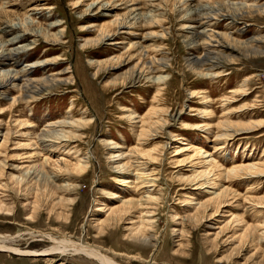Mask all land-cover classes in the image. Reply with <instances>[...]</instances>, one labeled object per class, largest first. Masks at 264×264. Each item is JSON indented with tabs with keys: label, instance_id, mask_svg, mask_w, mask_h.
I'll list each match as a JSON object with an SVG mask.
<instances>
[{
	"label": "rangeland",
	"instance_id": "374dc122",
	"mask_svg": "<svg viewBox=\"0 0 264 264\" xmlns=\"http://www.w3.org/2000/svg\"><path fill=\"white\" fill-rule=\"evenodd\" d=\"M254 3L0 0V43L20 49L0 72L56 83L0 89V236L21 250L0 264H101L57 241L119 264H264V14L228 8Z\"/></svg>",
	"mask_w": 264,
	"mask_h": 264
},
{
	"label": "bare ground",
	"instance_id": "6f19581e",
	"mask_svg": "<svg viewBox=\"0 0 264 264\" xmlns=\"http://www.w3.org/2000/svg\"><path fill=\"white\" fill-rule=\"evenodd\" d=\"M247 1V0H246ZM191 8H193V7H191ZM228 8H229V11H230V9H235L236 11H234V12H237V14H245L247 11H245V10H248V12L249 11H251L252 13L253 12H256V13H258V14H264V5H262V6H255V3L254 4H252V5H246V4H243V5H235V4H228ZM138 11H132V14H134L133 15V17L131 18V20H134L135 22L137 21V20H139V16H138V14H136ZM189 12L191 13V15L192 16H196V17H201V16H203L204 14H201V11H200V9H198V8H195L194 10H192V11H190L189 10ZM189 13V14H190ZM213 14V13H212ZM211 14V15H212ZM235 14V13H234ZM236 15V14H235ZM208 16V15H207ZM146 17H148V16H146ZM141 18H143V17H141ZM153 19V18H152ZM194 20H195V18H193ZM146 20V19H145ZM196 21H198V20H196ZM54 25V24H53ZM128 27H131L133 24L132 23H129V22H127V23H125L124 25H121L120 23L117 25V29L119 30V31H121V30H123V29H126V27L127 26ZM190 25V24H189ZM24 27V26H23ZM53 27V26H52ZM87 28H93V26H88ZM110 28V27H109ZM15 29H19L18 27L17 28H15ZM109 29H108V27H106V26H101V28H100V30H99V34L97 35V40H96V42L97 43H102L103 41H105V40H110V39H113V37H115L114 36V34H111L110 33V31H108ZM117 30V31H118ZM128 30V29H127ZM189 30V29H188ZM116 31V32H117ZM193 31V30H192ZM200 33V32H199ZM194 34H196V35H198V33H196V32H194ZM201 34H204V33H201ZM200 34V35H201ZM33 35V34H32ZM199 35V36H200ZM19 37V36H18ZM17 37V38H18ZM260 38V37H259ZM14 40L16 39V37L15 38H13ZM263 39V38H262ZM264 40V39H263ZM11 41V40H10ZM111 41V40H110ZM114 40H112L111 41V43H110V45H113V46H115L116 45V43H112ZM218 41H219V44H221V43H223V42H221L220 41V39H218ZM258 41V40H257ZM232 42V41H231ZM259 42V41H258ZM193 43V42H192ZM191 43V44H192ZM217 43V42H216ZM238 44V43H237ZM138 45V44H137ZM136 44H130V46H129V48H136V46H137ZM236 45V44H235ZM242 46H244V44L242 45L241 44V46H239V47H242ZM246 46V45H245ZM5 47H6V44L5 43H0V55L1 56H4V58H5V55L7 54V55H9L10 53L12 54V52H14V53H17L18 52V50H20V49H15V50H13V51H11V52H6V54H5ZM218 47H220V46H218ZM223 47V46H222ZM225 47H226V49H228L230 52H232V53H236L235 51H237V49H235V47H233V46H231L230 44H226L225 45ZM8 48V47H7ZM14 49V48H13ZM246 49H248V48H246ZM250 50V49H249ZM249 50H247L248 52H250ZM242 51V50H241ZM252 53L254 52V50L253 51H251ZM257 51H255V54H260V55H262L261 54V52H259V53H256ZM144 54H145V51H144V49L142 48L141 49V55H142V58L143 59H145L147 56H144ZM206 54H208V55H204V57H201V58H195L194 60H192V61H189L188 63V65L189 66H191V65H193V67H195L198 71H200L199 72V74L201 75L203 72L200 70V68H202L204 65H206V64H208V63H211V64H214V62H211L207 57H209V56H211V53H206ZM254 54V53H253ZM6 55V56H7ZM13 55V54H12ZM212 55H214V54H212ZM216 55V57L217 58H225V59H227V58H229V57H231V56H227V57H223L222 55H220L219 53L218 54H215ZM10 56V55H9ZM11 57H13V56H11ZM7 59H9V58H7ZM157 61V60H156ZM154 62V60H152V59H150V61H147V62H144V63H142L141 64V69H140V71L138 72V74L137 75H135L134 77H132V81H135V80H139V78L140 77H142L141 76V72H143V73H149V67H151V66H154V65H157L158 64V66H160L161 64H159V62ZM212 61H214V60H212ZM96 62H91V64H95ZM219 63V62H218ZM220 64V63H219ZM35 65V64H34ZM34 65H32L31 67H34ZM146 65H148L149 67L147 68V66ZM164 65V64H163ZM27 67V66H26ZM144 67V68H143ZM155 67V66H154ZM165 67V66H164ZM192 67V66H191ZM212 67V66H211ZM23 68H25L24 66H23ZM28 68V67H27ZM144 69V70H143ZM21 70H22V68H21ZM36 70V69H35ZM145 70H147V72L145 71ZM23 71V70H22ZM22 71H19V72H14L13 70L11 71H2L1 70V72H0V89H2L3 88V86L5 85V84H7V83H9L10 85H14L15 83H16V81H18L19 80V74L22 72ZM25 72V71H24ZM142 73V74H143ZM209 74V73H208ZM24 75V74H23ZM29 75H30V73H29ZM28 75V76H29ZM203 75V74H202ZM28 76H27V78H28ZM205 77H206V75H205ZM210 77V76H209ZM57 79V78H56ZM56 79H54V80H56ZM155 80V82H161L162 80H163V78L162 77H158V78H154ZM59 80V79H58ZM35 81V80H34ZM22 82V81H21ZM28 82H29V80H28ZM27 82V83H28ZM33 82H31V83H29L28 85H25V87L24 88H28V87H30V89L31 90H34L35 92H36V94L37 93H39V95H40V93H42L43 91H47V89H51L56 83L54 82V81H49V80H40V81H36V82H34V84H35V86H32L33 84H32ZM14 87H16V90H17V88L18 89H22L23 88V86H20V85H14ZM11 88H13L12 86H11ZM23 88V89H24ZM20 89V90H21ZM26 90H28V89H26ZM30 91V90H29ZM20 92V91H19ZM29 93V92H28ZM21 95V94H20ZM35 95V94H34ZM24 96V95H23ZM30 97V96H29ZM26 98V97H25ZM28 100V99H27ZM17 101V100H16ZM12 103H14V102H12ZM17 103V102H16ZM63 123V122H62ZM69 122H66V124L64 123L63 124V126L65 127V125L66 126H70V127H77L78 125H77V123H72V124H68ZM59 126V125H58ZM60 129V128H59ZM62 129V128H61ZM51 130V129H50ZM55 131V130H54ZM53 131V132H54ZM51 133V132H50ZM49 133V134H50ZM70 133V132H69ZM48 134V135H49ZM68 135L69 134H67V133H61V132H54L52 135H49V136H52V138L54 139V140H65V139H68ZM46 137H47V135L46 134H43L40 138H45L46 139ZM48 139H49V137H48ZM45 143V142H44ZM243 169V168H242ZM255 169H257L256 167H248V168H246V169H244V170H249V171H255ZM146 180V179H145ZM124 205V204H123ZM142 235V234H141ZM141 235H139V237H136V238H138V239H136V240H139V241H141V240H144L145 241V238H143V237H141ZM6 238V235L5 236H0V250H7V251H13V252H17V251H21V250H19V249H16L14 246H11V244L10 245H7V244H5L4 242H2V239H5ZM5 240H7V239H5ZM8 241V240H7ZM58 243L57 244H60L61 242L63 243V246L64 247H59V246H57V245H54L53 247H50V248H48L47 249V251L48 250H57V249H59L60 251H65L66 249H68L66 246H71L72 247V250L73 251H81L82 253H84V254H86L87 256H89V257H92V258H95V259H97L101 264H119V263H117L116 261H114L113 260V258L111 259V258H109L110 256H106V255H104L103 253H101L100 251H98L97 249L95 250V249H90L91 247H86V246H84V245H82V244H73V243H71V242H66V241H57ZM31 252V251H30ZM33 252V251H32ZM21 252H19V254H20ZM70 253V252H69ZM15 254V253H14ZM24 254V253H23ZM46 254V253H45Z\"/></svg>",
	"mask_w": 264,
	"mask_h": 264
}]
</instances>
